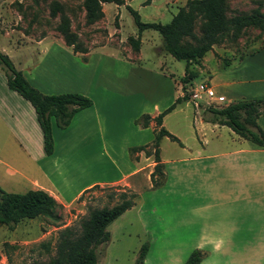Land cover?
Instances as JSON below:
<instances>
[{
	"label": "crops",
	"instance_id": "1",
	"mask_svg": "<svg viewBox=\"0 0 264 264\" xmlns=\"http://www.w3.org/2000/svg\"><path fill=\"white\" fill-rule=\"evenodd\" d=\"M122 4H129L128 0ZM25 36V42L42 44L48 37H56L66 44L62 36ZM141 43L142 39L138 50L126 52H91L107 46L104 44L82 52H47L50 47L43 46V52H37L34 70L19 65L29 82L42 92L78 91L92 98V104L77 110L66 127H59L52 117L54 148L50 154L44 151L42 130L31 102L10 88L6 77L0 82V162L8 176L21 175L16 183L0 177L3 189L24 192L8 186L29 179L33 186L29 189H44L69 205L94 184L125 181L142 171L151 186L153 154L147 155L144 149L136 150L134 156L131 153V147H148L153 140L149 131L155 133L159 127L153 120L142 126L136 119L143 113L154 116L162 110L154 101L152 111H148L149 103L139 90L143 86L142 80H137L139 66L135 60L143 55ZM155 49L157 55L167 52L162 40ZM210 61L201 60L198 75L203 69L208 74L206 81L223 97L218 102L264 96V46L227 64L216 61L212 66ZM160 63L163 67V61ZM158 85L150 88L156 90ZM182 94V90L174 91L172 83L169 102ZM181 102L163 116L162 124L166 115L182 111ZM192 122L190 140L179 137L181 143L177 141L183 150L182 157L175 159L181 160L182 177L169 184L168 191L179 194L175 205L167 210V229L174 234H199L194 248L204 250L207 264H264V145L202 116ZM257 122L264 133V111ZM3 153L18 156L22 169L4 161ZM80 153L103 155L113 174L86 177L83 171L87 166L78 162Z\"/></svg>",
	"mask_w": 264,
	"mask_h": 264
},
{
	"label": "rangeland",
	"instance_id": "2",
	"mask_svg": "<svg viewBox=\"0 0 264 264\" xmlns=\"http://www.w3.org/2000/svg\"><path fill=\"white\" fill-rule=\"evenodd\" d=\"M185 2L186 0H128V3L138 10L143 21L162 23L168 22L178 7ZM102 9L103 15L89 22L85 15L84 0H0V49L8 54L17 68L19 65H25L27 69L30 67L32 70L38 56L37 52H43V46L50 47L47 52H80L74 51L72 46L56 37H48L42 44L34 41L25 42V35L62 36L58 25L67 19L70 29L77 35L80 47L88 49L89 46L107 45L94 48L91 52L133 50L129 36H136L137 27L126 5L105 1L102 2ZM252 12L261 17L256 23L244 25L240 30H231L214 43L211 50L206 51L198 61H191L190 70L197 72V75L186 83V91L189 94L197 82L207 80L208 74L204 69L198 75L201 60H211L209 63L212 66L216 61L223 65L264 46V0H227L228 16ZM202 29L203 20L197 18L194 31L201 35ZM141 39L143 55L140 60H135L139 66L137 80L141 79L143 86L139 90L142 91L144 100L149 103L148 111H152L154 101H157L163 110L171 103L169 97L172 83L174 91L182 90L179 78L184 71L185 60L176 59L167 52L156 54L155 47L161 43V35L155 29H144ZM188 40L194 42L192 38ZM28 52L34 54L29 55ZM160 60L163 61V67L160 66ZM5 77L6 69L0 64V82ZM154 84H160L158 89L150 88V85ZM126 91L129 92V89ZM216 104L222 105L224 102ZM206 105L203 99L202 103L196 106L189 95V99L183 100L180 104L182 111L166 115L163 125L182 140L189 141L188 135L193 131V118L199 119ZM221 128L226 130L227 127ZM149 132L153 139V130ZM144 137L146 139L148 133ZM152 139L150 138V141ZM147 146L145 149L152 150V143ZM159 146L165 166V181L158 188L149 186L145 171H142L125 181L98 183L83 191L69 205L57 201L49 212L39 213L35 217L23 218L17 222H4L0 219V264H36L49 260L56 253L59 233L65 226H71L79 233L81 221L91 207L111 206L120 201L122 192L133 195L136 205L107 226L111 238L106 244L96 246L98 264H135L139 247L144 241L149 242V249L143 264H181L194 249L199 234L183 232L174 234L167 229L165 221L167 210L175 205L176 196L179 194L174 190L168 191V188L170 182H176L182 177L181 160H177L182 157L183 150L176 140L168 136L161 138ZM131 153L134 156L136 150ZM1 158L22 169L21 161L15 154L3 153ZM79 158L81 166H87L83 172L88 178L90 176L105 178L113 174V170L107 168L104 156L99 153H80ZM4 167L5 165L0 162V177L16 183L21 175L8 176L4 172ZM192 176L198 177L197 174ZM8 187L14 191H25L33 186L29 179H23L19 185ZM174 187L179 186L176 184ZM140 209L142 211H139ZM203 257L205 259L201 264H207V255L204 254Z\"/></svg>",
	"mask_w": 264,
	"mask_h": 264
},
{
	"label": "trees",
	"instance_id": "3",
	"mask_svg": "<svg viewBox=\"0 0 264 264\" xmlns=\"http://www.w3.org/2000/svg\"><path fill=\"white\" fill-rule=\"evenodd\" d=\"M105 1L124 2V0H84L87 21L92 22L103 15L102 2ZM126 7L132 14L137 27L136 36H129L134 50L140 47L142 31L152 28L160 33L165 51L176 59L185 60L184 74L180 78L183 94L178 95L156 115L151 116L146 112L136 119V122L142 126H147L151 120L159 126L151 142L152 150L145 149L146 144L131 147V151L144 149L147 155L153 154L155 163L150 172V180L151 187L157 188L165 181L164 163L160 158L161 137L167 135L181 143L177 135L165 128L162 118L177 103L189 99L190 94L186 91V83L197 75V72L190 70L189 64L191 61H198L214 43L231 30H240L244 25L256 23L261 17L254 12L228 16L226 14L227 0H186L184 5L178 7L171 19L164 23L143 21L137 9L130 4H126ZM197 18L203 20L201 35H197L194 31ZM58 29L66 44L71 45L74 51L88 50L78 45L77 35L70 29L67 19L58 25ZM189 38H192L194 42H190ZM0 64L6 69L8 86L33 105L43 134L44 151L50 154L54 148L52 117L59 127H66L77 110L92 104V98L78 91L57 93L40 91L29 82L8 54L1 49ZM262 111H264V96L242 97L222 105H206L202 117L211 122L226 124L240 136L258 145H264V133L257 122V117ZM57 203L53 195L41 188L13 192L0 186V219L4 222H17L23 218L35 217L42 212H49ZM133 204V195L122 192L120 201L111 206L91 207L87 216L81 221L79 233H76L71 226H65L59 233L55 255L47 261L36 264H98L96 246L101 243L106 244L111 238L107 226ZM148 249L149 242H142L135 264H143ZM203 256L204 252L200 248H194L181 264H197Z\"/></svg>",
	"mask_w": 264,
	"mask_h": 264
},
{
	"label": "built area",
	"instance_id": "4",
	"mask_svg": "<svg viewBox=\"0 0 264 264\" xmlns=\"http://www.w3.org/2000/svg\"><path fill=\"white\" fill-rule=\"evenodd\" d=\"M190 96L196 106L200 105L203 99L207 105H216V102L223 99L221 95L216 94L213 86L206 80L197 82L192 88Z\"/></svg>",
	"mask_w": 264,
	"mask_h": 264
}]
</instances>
